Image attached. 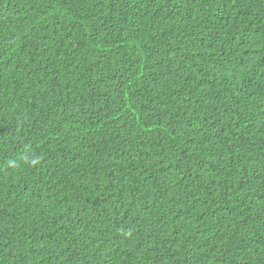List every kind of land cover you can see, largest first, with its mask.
<instances>
[{
	"label": "trees",
	"instance_id": "obj_1",
	"mask_svg": "<svg viewBox=\"0 0 264 264\" xmlns=\"http://www.w3.org/2000/svg\"><path fill=\"white\" fill-rule=\"evenodd\" d=\"M0 264H264V0H0Z\"/></svg>",
	"mask_w": 264,
	"mask_h": 264
}]
</instances>
